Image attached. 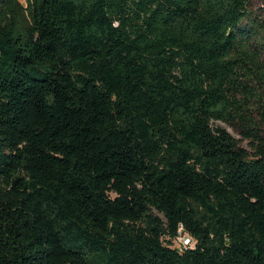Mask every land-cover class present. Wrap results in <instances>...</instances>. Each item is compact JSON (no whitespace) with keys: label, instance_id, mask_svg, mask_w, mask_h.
Here are the masks:
<instances>
[{"label":"trees","instance_id":"trees-1","mask_svg":"<svg viewBox=\"0 0 264 264\" xmlns=\"http://www.w3.org/2000/svg\"><path fill=\"white\" fill-rule=\"evenodd\" d=\"M251 1L0 0V264H264Z\"/></svg>","mask_w":264,"mask_h":264},{"label":"built area","instance_id":"built-area-1","mask_svg":"<svg viewBox=\"0 0 264 264\" xmlns=\"http://www.w3.org/2000/svg\"><path fill=\"white\" fill-rule=\"evenodd\" d=\"M174 243L176 244L174 246ZM195 241L194 239L184 231V235H178L177 238L173 241V247L179 249V251H187L194 248Z\"/></svg>","mask_w":264,"mask_h":264},{"label":"rangeland","instance_id":"rangeland-1","mask_svg":"<svg viewBox=\"0 0 264 264\" xmlns=\"http://www.w3.org/2000/svg\"><path fill=\"white\" fill-rule=\"evenodd\" d=\"M251 9L256 14H259V13L264 14V0H252ZM220 125L226 128L236 139H241L240 136L233 129H231L228 125L222 124V123ZM243 146L247 147V143L244 142ZM175 245L176 244L174 243V246Z\"/></svg>","mask_w":264,"mask_h":264}]
</instances>
